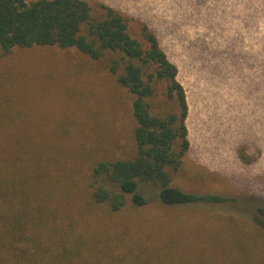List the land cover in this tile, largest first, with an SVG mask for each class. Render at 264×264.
Here are the masks:
<instances>
[{"label": "rangeland", "instance_id": "obj_1", "mask_svg": "<svg viewBox=\"0 0 264 264\" xmlns=\"http://www.w3.org/2000/svg\"><path fill=\"white\" fill-rule=\"evenodd\" d=\"M85 1L97 19L102 4L124 14L141 42L142 23L158 33L190 109L172 185L229 200L118 213L94 203L93 166L136 152L131 97L109 73L116 56L15 48L0 57V146L23 155L18 180L48 210L43 247L81 244L84 264H264V0ZM165 94L157 83L153 113L178 112Z\"/></svg>", "mask_w": 264, "mask_h": 264}, {"label": "trees", "instance_id": "obj_2", "mask_svg": "<svg viewBox=\"0 0 264 264\" xmlns=\"http://www.w3.org/2000/svg\"><path fill=\"white\" fill-rule=\"evenodd\" d=\"M100 8L104 16L97 19L85 0H0V57L15 48L35 46L77 49L96 61L108 52L116 56L109 73L131 97L136 152L93 166V202L116 213L127 206L148 209L154 203L168 209H209L228 202L221 195L187 192L172 185L168 169H179L190 148V109L178 67L147 22L142 23L141 42L130 34L124 14L105 4ZM157 83L166 84L165 95L176 101L177 113H153ZM22 156L0 146V264H84L81 244L77 254L58 255L43 247L48 210L36 200L38 192L25 190L18 180L26 170ZM149 186L158 190L153 199L147 196Z\"/></svg>", "mask_w": 264, "mask_h": 264}]
</instances>
